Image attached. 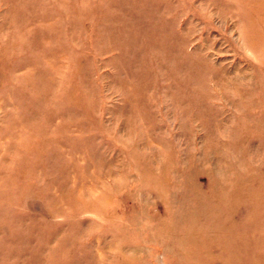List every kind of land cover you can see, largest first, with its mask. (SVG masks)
<instances>
[{
    "label": "rangeland",
    "instance_id": "rangeland-1",
    "mask_svg": "<svg viewBox=\"0 0 264 264\" xmlns=\"http://www.w3.org/2000/svg\"><path fill=\"white\" fill-rule=\"evenodd\" d=\"M0 264H264V0H0Z\"/></svg>",
    "mask_w": 264,
    "mask_h": 264
}]
</instances>
